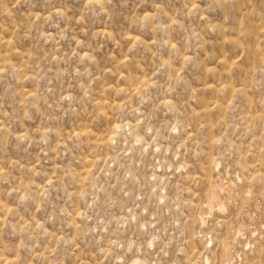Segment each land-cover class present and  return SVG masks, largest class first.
Here are the masks:
<instances>
[{"label": "rangeland", "instance_id": "obj_1", "mask_svg": "<svg viewBox=\"0 0 264 264\" xmlns=\"http://www.w3.org/2000/svg\"><path fill=\"white\" fill-rule=\"evenodd\" d=\"M135 262L264 264V0H0V264Z\"/></svg>", "mask_w": 264, "mask_h": 264}, {"label": "bare ground", "instance_id": "obj_2", "mask_svg": "<svg viewBox=\"0 0 264 264\" xmlns=\"http://www.w3.org/2000/svg\"><path fill=\"white\" fill-rule=\"evenodd\" d=\"M122 91V90H121ZM134 264H137V262H135Z\"/></svg>", "mask_w": 264, "mask_h": 264}]
</instances>
